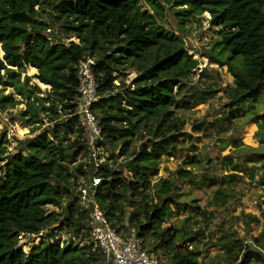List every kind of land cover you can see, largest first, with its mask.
Masks as SVG:
<instances>
[{"label": "trees", "instance_id": "16d2710c", "mask_svg": "<svg viewBox=\"0 0 264 264\" xmlns=\"http://www.w3.org/2000/svg\"><path fill=\"white\" fill-rule=\"evenodd\" d=\"M163 1L175 8L182 25L183 20L210 13L219 34L215 45L226 53L215 62L228 65L234 77V84L224 87L226 108L264 99V0H145L154 12L140 0H0V44L5 52L0 56V84L13 87L0 104L15 103L18 94V103L26 101L19 115L25 125L36 131L48 124L39 135L19 140L14 152L8 151L6 133L0 132V264H107L94 243L84 241L92 207L84 209L80 191L72 190L80 177L88 176L91 182L96 169L76 114L78 67L89 56L97 59L100 98L92 109L102 128L100 146L111 153L97 172L102 180L95 199L111 226L129 239L131 233H123L127 222L137 230L143 248L161 253L166 264H264V228L245 239L235 227L241 221L251 227L258 221L256 215L242 212L222 223L215 237L204 242L218 249L212 255L201 248L204 234L197 228L211 221L209 207L231 205L239 173L251 171L250 163L260 162L264 169V150L247 147L248 154L238 160L227 156L225 169L234 172L223 180L215 175L199 179L194 170L181 167L177 178L189 180L191 188L216 186L206 208L198 198L187 199L177 179L154 182L163 156H175L185 142L181 133L186 118L178 110L190 109L214 91L187 86L199 62L180 34L159 23ZM39 10L46 12L44 18H39ZM55 24L60 39L50 36ZM28 66L37 68L36 76L50 86L48 97L40 95L41 87L28 77L22 79ZM133 67L137 76L126 84V71ZM256 121L264 126V113L250 119ZM59 132L66 141L64 150L48 137ZM136 142L138 149L129 154ZM81 155L89 162H79ZM124 155L129 160L120 169L110 164ZM198 163L195 156L189 162ZM260 183L264 186V174ZM181 203L190 214L166 225L179 215ZM49 205L60 210H49ZM45 230L47 238L29 250L20 244L22 235ZM63 230L71 234L69 240L60 237Z\"/></svg>", "mask_w": 264, "mask_h": 264}, {"label": "rangeland", "instance_id": "374dc122", "mask_svg": "<svg viewBox=\"0 0 264 264\" xmlns=\"http://www.w3.org/2000/svg\"><path fill=\"white\" fill-rule=\"evenodd\" d=\"M144 7L153 11L152 6L146 5L145 0H140ZM164 8V15L158 17V21L164 24L167 28L174 30L176 34H180L186 43V48L189 53L196 58L199 62L195 72L191 78L187 81V86H196L198 91L203 89L212 88V97H207V100L202 101L197 105H193L190 109L184 108L178 110L179 114H183L186 118V124L181 138L185 139L175 156H163L161 169L158 177L154 179V182L160 178L169 179L175 178L181 186V192L186 193L187 199L198 198V204L202 208L207 207L208 200L213 197L216 186L212 188H198L190 187L189 180H179L176 172L181 168H187L194 170L196 177L203 179L206 176L215 175L219 180L227 178L232 175L234 171H228L225 169L226 157L232 155L234 160H238L237 156L248 154L247 147L258 148L260 151L264 150V126L258 121L250 122V119L256 114L264 113V99H257L256 101H247L240 107L226 108L225 106V93L224 87L234 84V77L229 70L228 65H221L215 62V57L225 58L226 53L222 52L218 45H215L219 34L217 29L211 24V15L209 12H204L196 19L179 20L178 16L174 13L175 8H170L166 1L162 2ZM38 8V6H37ZM40 19L46 16V12L39 10ZM58 24L52 27L50 36L53 39H60V33L58 32ZM76 42L79 39L72 38ZM0 56H4L2 45L0 44ZM126 76V84L130 83L136 76L137 70L133 67L128 69ZM38 69L32 66H28L26 72L22 73V79L26 77L30 79L32 85L38 84L42 91L40 95L48 97L47 92L50 91V86L42 83L36 76ZM13 90V87L0 84V98L9 94ZM187 94H190L187 92ZM21 97L15 94V103L7 102L0 104V132H5L8 140V151L14 152L19 148V140L39 135L44 132V127L36 131H32L31 126L25 125L20 119L22 110L26 109V101L18 103ZM48 104V102H46ZM234 114L232 118L229 116ZM46 113H42L44 117ZM229 117V118H228ZM258 130H260L258 132ZM50 140H53L55 145L64 150L65 138L62 133L59 132L57 137H52L48 134ZM237 139V141L234 140ZM60 139V140H59ZM60 141V144L58 143ZM235 142L238 146H235ZM139 142H136L129 154L134 149H138ZM103 149V151H102ZM119 152V149H117ZM101 154L100 162L109 161L111 153L106 151L104 147L100 148ZM196 157L200 160V163L196 165H190L191 158ZM65 157V155H64ZM128 155H124L118 158V162L114 163L113 159L110 160V164L120 169L123 164L128 161ZM79 162H89L88 156L81 155ZM251 171H244L239 173V179L237 183V195L231 202L230 206L224 208L209 207L213 212V217L209 223L201 222L197 225L203 232L204 237L200 242L201 248L208 250L209 254H214L218 251L217 248L212 246H205L204 242L208 238L215 237L216 229L231 215L237 216L242 212L251 213L258 217V221L253 223L251 227H244V222L235 224V227L239 231V235L245 239L251 238L253 235H259L264 228V186L260 183V178L264 174V169L261 168L262 163H250ZM255 174V178H251V174ZM88 179L87 177H80L78 185H73V192L78 194V189L82 180ZM89 181V180H87ZM227 185L225 184L224 187ZM153 194V199L158 201V197ZM152 200V199H151ZM183 202V199H181ZM236 206V207H235ZM49 210H60L53 205L48 206ZM236 208V209H235ZM63 212V211H62ZM228 212V213H227ZM190 213L186 210H182L179 215L166 223L177 224L180 223L184 217ZM200 220V219H199ZM126 229H123L125 236L131 233L130 238L137 237V230L134 227H128V223L125 222ZM192 227V226H191ZM195 227V226H193ZM47 230L41 232L39 235H25L21 239V245L29 250L31 245L40 243L43 239L47 238ZM71 234L67 230L60 231V237L62 240H69ZM165 263L167 258L162 256Z\"/></svg>", "mask_w": 264, "mask_h": 264}, {"label": "built area", "instance_id": "2783aa9c", "mask_svg": "<svg viewBox=\"0 0 264 264\" xmlns=\"http://www.w3.org/2000/svg\"><path fill=\"white\" fill-rule=\"evenodd\" d=\"M96 61V57L89 56L82 59L78 67L79 101L76 114L79 115L80 122L84 127V134L96 165L92 181L82 180L78 189L80 191L81 206L84 209L92 207L91 220L87 230L88 239H84V241H92L95 247L105 256L107 264H166L161 253L143 248L141 238L125 239L121 233L117 232L111 226L103 209L95 199L98 186L102 180L97 172L102 163V161H99L101 159L99 150L102 148L100 140L103 137L99 120L92 109L93 103L100 98L99 85L95 74ZM73 239L78 242L75 236ZM82 242L79 241L80 244Z\"/></svg>", "mask_w": 264, "mask_h": 264}, {"label": "water", "instance_id": "95a60500", "mask_svg": "<svg viewBox=\"0 0 264 264\" xmlns=\"http://www.w3.org/2000/svg\"><path fill=\"white\" fill-rule=\"evenodd\" d=\"M5 53V52H4Z\"/></svg>", "mask_w": 264, "mask_h": 264}]
</instances>
